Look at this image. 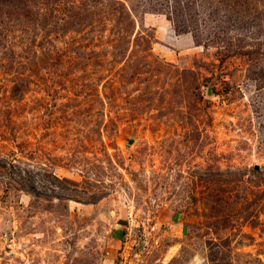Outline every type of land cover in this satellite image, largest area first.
Segmentation results:
<instances>
[{"label":"rangeland","instance_id":"rangeland-1","mask_svg":"<svg viewBox=\"0 0 264 264\" xmlns=\"http://www.w3.org/2000/svg\"><path fill=\"white\" fill-rule=\"evenodd\" d=\"M107 261L264 264V0H0V264Z\"/></svg>","mask_w":264,"mask_h":264},{"label":"crops","instance_id":"crops-1","mask_svg":"<svg viewBox=\"0 0 264 264\" xmlns=\"http://www.w3.org/2000/svg\"><path fill=\"white\" fill-rule=\"evenodd\" d=\"M174 232H175V233H178V229H177V228H174ZM106 263H107V264H110L109 261H107ZM111 264H112V262H111Z\"/></svg>","mask_w":264,"mask_h":264}]
</instances>
